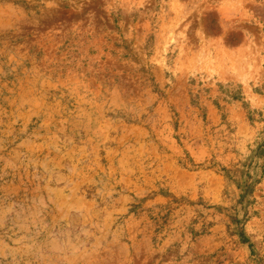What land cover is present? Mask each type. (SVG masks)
I'll return each mask as SVG.
<instances>
[{"label":"rangeland","instance_id":"rangeland-1","mask_svg":"<svg viewBox=\"0 0 264 264\" xmlns=\"http://www.w3.org/2000/svg\"><path fill=\"white\" fill-rule=\"evenodd\" d=\"M260 146L264 0H0V264H264Z\"/></svg>","mask_w":264,"mask_h":264},{"label":"trees","instance_id":"trees-1","mask_svg":"<svg viewBox=\"0 0 264 264\" xmlns=\"http://www.w3.org/2000/svg\"><path fill=\"white\" fill-rule=\"evenodd\" d=\"M258 155L264 157V147H261V146H260V147L258 148ZM241 196L243 197L244 194H242ZM242 240H243V242L246 241L245 238H243Z\"/></svg>","mask_w":264,"mask_h":264}]
</instances>
